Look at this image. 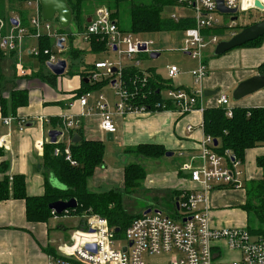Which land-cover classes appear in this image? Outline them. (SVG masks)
<instances>
[{
	"label": "crops",
	"instance_id": "crops-1",
	"mask_svg": "<svg viewBox=\"0 0 264 264\" xmlns=\"http://www.w3.org/2000/svg\"><path fill=\"white\" fill-rule=\"evenodd\" d=\"M261 2L264 4V0ZM240 3L242 9L244 8L242 12L257 9L255 0H241ZM175 5L178 6L177 3L171 6ZM101 6L104 5L98 7ZM166 9L163 11L164 17L171 18L172 14L184 17L191 14L190 10L183 8L186 10H183V13L172 12L165 15ZM33 13V9L28 6L25 0L23 3L8 2L3 11L4 15H2L3 21H5L2 28L3 33L9 32L22 22L30 27V17ZM262 13L260 20L264 19V12ZM93 15L86 13V21L89 22ZM116 20L118 21L117 18ZM229 20H232V15ZM250 24H238L233 32L237 33ZM59 27L61 29L60 24ZM51 28L43 29L41 37L44 35L50 37ZM213 30H221V32L216 33ZM212 32L220 36V41L232 37L224 25L212 29ZM41 37L25 35L18 42L19 45L16 50L10 51V53L5 51L6 59L2 61L1 72L4 80L0 85V178L6 176L12 182L14 176H23L28 196L44 195L48 185L54 188L63 187V183L46 163V146L53 143L49 131L52 129L62 131V134L57 137V141L65 143V148H70L71 143H78L73 142L74 135L78 133L81 140H97L105 144L103 164L97 167L94 174L88 179V189L97 193L116 189L121 192L124 207L125 167L130 163L122 157L125 154L131 155L126 150L141 144L161 145L166 152L173 151V155L170 156L165 153L168 160L172 161L171 158L174 155L179 156L182 160L179 167L170 171L151 172L145 180L144 187L137 189L136 192L140 190L151 193L154 198H157L156 194H159L158 197H161L162 194L168 195L171 201L176 204L173 208V214H171L174 216L178 208L177 197L180 191L199 190L202 186L191 179L190 172L184 170L182 165L183 162L192 163L195 166L201 164L198 156L200 154V141L205 136L203 112L192 111L183 114L177 108L164 104L161 109L124 115L115 114L117 132L105 131L101 126V114L95 110L90 111L88 108L94 104L97 94L103 93L104 87L91 91L88 107L82 106L78 99L81 95L79 92L84 89V80L87 78L82 74L86 72L85 69L91 70L94 64H86L83 70L72 74L70 70L73 68L67 62L64 74H54L47 66L48 61L43 65L39 62L38 57L29 54V49L36 47ZM64 38L66 41V37ZM95 40L100 42L96 38ZM64 42L63 47H60L62 49L65 48ZM54 43L55 41L53 42L54 46H52L53 51L61 56L63 50L60 51ZM215 48L216 46L212 47V51L204 57L208 73L196 88V90L203 91L219 89V92L214 95H204L203 104L205 108L220 106L218 98L221 93L233 95V90L241 81L261 73L259 68L264 63V36L255 45L235 47L221 55L214 54ZM91 49L92 41H90L89 49L91 52L96 54L110 52L107 49L102 52H94ZM79 50L82 56L85 51ZM21 68H25L27 74H21ZM88 81L90 80L88 79ZM97 81H92V83ZM109 85L111 84L109 83ZM13 90H25L28 94L27 103L14 106L11 98ZM113 91L115 92L114 89ZM229 99L233 107L261 108L264 107V88L239 100H234L233 96H229ZM110 101L114 103L113 98ZM5 117L14 118L10 125L4 123ZM69 119L79 120V126L67 128L65 123ZM21 123L24 124L23 129L20 128ZM188 125L193 126L190 131ZM79 130L82 131V135L78 132ZM71 132L74 133L73 136H71ZM107 142L111 145H107ZM106 153L109 156L118 153L119 158L113 159L116 162L118 160L119 165L116 162L112 165L106 161ZM262 155H264V145L247 149L245 159L241 162L243 187L232 188L217 185L208 191L209 217L212 226L247 227L248 216L243 208L247 201L245 184L263 177V169L257 164L258 156ZM161 166L160 164L159 167L161 168ZM60 218H64V215L58 217L52 215V218L50 217L48 220H29L26 199L9 197L0 201V264H49L51 255L64 258L63 252L67 249V244L72 241L73 232L85 228V219L83 217L79 220V228L73 230L71 238H69L67 230L70 228L66 225L69 223L70 219L68 218L70 217H67L68 220ZM83 220L84 226L82 225ZM229 253L233 254L232 257L239 255L238 252Z\"/></svg>",
	"mask_w": 264,
	"mask_h": 264
},
{
	"label": "built area",
	"instance_id": "built-area-1",
	"mask_svg": "<svg viewBox=\"0 0 264 264\" xmlns=\"http://www.w3.org/2000/svg\"><path fill=\"white\" fill-rule=\"evenodd\" d=\"M25 1L34 12L30 17V27H23L19 24L9 32L3 33L2 28L5 22L0 17V47L8 52L16 50L18 42L25 35L29 34L38 38L43 35V29L51 27L50 22L42 18L40 0ZM176 1L178 6L191 11L188 17L195 21V26L184 30L186 34L184 50L199 61V65L192 70V75L195 83L200 85L208 73L204 61L205 51L220 42V36L213 32L209 33L208 30L224 25L229 34L233 36L236 33L233 32L236 22L221 20L226 13L218 9L219 0ZM223 2L229 8L244 10L241 7V0H223ZM171 18L178 21L181 16L172 14ZM80 34L89 41L96 38L104 42L108 51H114L118 55V60L95 62L93 68L88 71L90 74L87 78L91 81L108 78L119 100L112 106L103 93H98L94 104L88 107L92 92L83 93L78 97L82 106L101 114V126L105 131L115 133L118 130L115 114L124 115L151 110L144 103L138 104L136 99L139 90L137 86L129 87L130 85L124 78V70L137 69L140 73L135 75L134 82L147 81L149 73L139 69L138 65L144 53L153 52L151 47L154 40L123 30L106 6L95 10ZM67 35L72 34L60 31L49 34L54 39L55 46H58L61 37ZM59 50L63 49L59 47ZM43 53L48 56V62L56 63L62 58L51 48L44 49ZM29 54L38 57L41 49L38 46L32 47L29 49ZM124 61L127 62L124 63ZM114 68L116 71L113 70ZM20 73L27 74V70L21 68ZM179 73L180 68L177 65H171L168 68L171 78ZM165 91L166 99H170L180 113L203 112L205 109L203 90L178 87L167 88ZM218 104L225 108L229 117L233 116L234 107L227 94L219 95ZM160 107H164V104L157 103L156 108ZM13 119V117H5L4 123L10 125ZM65 124L67 128H72L78 127L80 122L69 119ZM23 126L24 124L21 123L20 128L23 129ZM192 128V125H188L189 131ZM216 145L215 139L205 134L199 144L198 158L201 164L195 166L187 163L183 166L184 170L190 172L191 179L202 186L199 190L180 191L177 197L179 207L174 216L160 210L144 211L133 218L125 229L119 228L117 231V226H111L107 218L88 210L83 216L85 228L73 232L72 241L67 244V249L63 252L65 257L51 255L49 264H149L146 261L148 257L164 253L171 254L167 264H264V236L252 233L248 227H214L211 225L208 191L217 185L232 188L243 187L241 161L230 152H227L228 156L220 154L215 149ZM61 151L57 147L54 153L60 155ZM63 153L71 164H77L69 147H66ZM52 214L54 217L60 216L55 210H52ZM63 215H69V210H65ZM87 244H95L96 251L88 249ZM229 252H238L239 255L226 258Z\"/></svg>",
	"mask_w": 264,
	"mask_h": 264
},
{
	"label": "trees",
	"instance_id": "trees-1",
	"mask_svg": "<svg viewBox=\"0 0 264 264\" xmlns=\"http://www.w3.org/2000/svg\"><path fill=\"white\" fill-rule=\"evenodd\" d=\"M71 9H73V22L80 28L88 23L85 18V4L92 0H67ZM108 9L116 19L119 14V7L124 2L130 4V25L124 29L128 32H156L169 30H184L195 26V21L191 17H181L178 21L173 18L164 17L165 7L174 5L176 0H151L146 3L135 0H108ZM23 3L24 0H0V17L2 20L3 11L7 3ZM118 19V18H117ZM5 22V21H4ZM119 22V20H118ZM120 25V24H119ZM20 26L27 27L23 22ZM60 32H66L61 27ZM32 29V28H29ZM81 29V30H82ZM64 30V31H63ZM221 32V30H213ZM212 33V30L209 31ZM72 36V35H70ZM264 36V35H263ZM260 36L255 40L247 42L244 45H255L260 41ZM70 38H73L70 37ZM54 40L48 36H43L39 40L38 46L41 54L38 60L44 65L47 61V55L43 53L45 48H51ZM106 49L104 42H97L92 39V51L102 52ZM70 55L73 58L81 56L79 49H71ZM6 59L5 50L0 47V85L4 80L1 72L2 61ZM264 73V63L259 68ZM74 74L73 70H70ZM124 78L127 80L130 88L137 86L139 90L137 96L138 104H146L151 110H155L156 104H166L177 108L170 99L163 96L162 91L167 88H176L169 81L161 80L155 72H148L149 76L144 83L141 80L136 82V74L140 73L137 69L127 68L124 70ZM89 72L83 74L89 76ZM141 81V83H140ZM110 83V80L102 79L95 83L85 81L84 89L79 92L83 94L92 90H98ZM186 88V87H184ZM189 89V88H188ZM12 104L14 106L27 103L28 94L25 90H13L11 94ZM4 104V102H3ZM162 106V105H161ZM163 107H160L161 109ZM205 134L211 135L217 140L216 151L227 155L232 153L241 162L245 159L247 149L264 145V107L241 108L234 107L233 116L226 114L225 108L221 106L205 108L203 111ZM82 135V131H78ZM71 132V136H73ZM65 143L54 142L46 146L45 158L47 166L53 171L55 176L63 183L64 188H54L51 185L46 187V192L42 196H28L26 193V184L23 176L16 175L10 182L9 177L0 178V201L9 197L24 198L27 202V217L29 220H48L52 217V209L49 204L57 200H69L75 198L77 206L69 208V215H82L88 210L107 218L111 226H117L125 229L133 218L139 215L130 214L122 205L121 192L113 189L105 193H97L88 189V179L94 174L97 167L104 161L105 144L97 140H81L78 143H71V154L76 165L71 164L65 158L63 153ZM60 148L61 154L55 155V148ZM127 153H138L147 157L160 158L165 155L166 150L161 145L141 144L137 147L126 150ZM228 156V155H227ZM257 164L263 169V177L259 180H252L245 184L247 201L243 208L248 214L247 227L252 233L264 236V155L258 156ZM146 178L145 168L138 163H130L125 167L124 184L125 189L134 190ZM64 213V212H63ZM63 213L60 216H63ZM84 226V220L82 221Z\"/></svg>",
	"mask_w": 264,
	"mask_h": 264
},
{
	"label": "rangeland",
	"instance_id": "rangeland-1",
	"mask_svg": "<svg viewBox=\"0 0 264 264\" xmlns=\"http://www.w3.org/2000/svg\"><path fill=\"white\" fill-rule=\"evenodd\" d=\"M137 2H146L149 3L151 0H135ZM108 0H92L85 4V13L94 14L95 10L98 6L104 5L109 6ZM182 6H170L165 7L166 13L170 14L172 12L175 13H183L186 11L183 9ZM130 4L127 2H124L119 7V14H118V20L120 26H122L124 29L129 28L130 25ZM184 10V11H183ZM264 11L261 9H252L250 11L242 12L239 11L237 13L238 19L235 21L236 25L243 24V23H253L260 21L261 16L263 15ZM224 17V18H223ZM231 15L224 14L221 17V20H229ZM264 18V17H263ZM58 20L56 18L51 20V29L50 33H55L56 31L60 30ZM81 28L78 27L73 21L70 23L68 27L65 28L66 33H69L73 35V38H70V36H66V41L64 42L65 48L63 49V53L61 54V57L63 59H66L68 64L72 66L73 72H77L79 70H83L84 66L86 64H94L97 60H108V61H114L118 60V55L114 51L110 52H104V53H93L90 49V41L85 39L81 34L80 31ZM134 33V32H133ZM135 35L152 39L155 41V44L152 45L153 52H159L160 55L158 57H151V54L144 53L140 57V64L138 65V68L141 69L144 72H155V74L164 81L171 82L176 87H186L195 89L198 87L194 81V77L192 75V70L195 69L198 65V61L193 59L188 53L185 52L184 46H185V39L186 34L183 30H176V31H156V32H137L134 33ZM38 46V45H36ZM71 49H81L85 51L81 57L73 58L70 55ZM158 49V50H157ZM58 50V49H56ZM210 51H212V47L208 48L205 52V55ZM138 57V56H137ZM28 60V58H27ZM33 60V59H32ZM127 61H124V63ZM171 65H177L180 68V73L174 77L171 78L168 74V68ZM85 71L87 72L88 69ZM85 72V73H86ZM84 74V72H83ZM82 74V75H83ZM102 80V78H100ZM103 93L105 97L108 99L109 102L113 98L114 103L111 105H114L118 100L119 96L116 95V92L113 91V87L111 85H106L104 87ZM163 96L166 97V91H162ZM229 96L232 97V94L229 93ZM234 101V100H233ZM62 136V135H61ZM107 145H111L107 142ZM108 152V151H107ZM119 158L118 153L116 154H109L106 153L105 159L110 164L113 165L116 161L114 159ZM126 162L132 163L137 162L140 163L146 170V178L134 189V190H126V192H123V202H124V208L132 215L137 213H142L145 210H147L149 207L153 210H160L164 212L165 214H173V208H175L176 204L173 203L166 194H162L161 197L156 194L157 198H154L153 194L141 192L140 190L136 192L137 189H140L144 187L145 180L147 179L148 175L152 172L157 171H170L174 170L179 167L181 163V159L178 155H174L171 159H167L168 157L162 156L161 158H153V157H145L142 155H139L138 153H132L131 155L125 154L124 157H122ZM114 160V162H113ZM119 161L117 160L116 164L119 165ZM160 164L162 165L161 168L159 167ZM187 163L183 162V166H185ZM172 198V197H171ZM86 212H84L82 215H71V216H64L65 219L69 220V223H67L66 227H69L70 229L67 230L69 238H71L72 231L76 228H79V220L85 216ZM248 216V214H247ZM67 217H70L67 219ZM52 218V217H51ZM233 254L227 253L226 258H231ZM171 258V254H161V255H154L151 257H148L146 261L149 264H167L169 259Z\"/></svg>",
	"mask_w": 264,
	"mask_h": 264
},
{
	"label": "water",
	"instance_id": "water-1",
	"mask_svg": "<svg viewBox=\"0 0 264 264\" xmlns=\"http://www.w3.org/2000/svg\"><path fill=\"white\" fill-rule=\"evenodd\" d=\"M41 4V14L44 20H52L55 17L57 18L61 27L66 28L70 25L73 20V10L68 4L67 0H40ZM255 6L261 10H264V4L261 0H255ZM218 9L226 14L232 15V20L236 21L238 19L237 13L240 11L238 8H229L227 7L223 0L218 1ZM16 24L17 22L14 21ZM264 35V19L254 22L246 27H244L241 31L235 33L231 38L220 41L215 48L214 54L221 55L230 49L235 47L242 46L247 42L255 40L256 38ZM65 38L62 37L58 41V46L63 47V42ZM159 52H152L151 57H158ZM47 66L52 70V72L56 75H62L66 71L67 60L66 59H58L56 63L47 62ZM116 71V69H113ZM88 81V78L85 79ZM261 88H264V73H259L253 75L243 81H241L237 87L233 90V99L239 100L242 97L251 94ZM219 92V89H207L204 91L205 96H211ZM62 134V131L57 129H52L49 131V136L51 138V142H56L57 137ZM81 140V136L76 133L73 137V142H79ZM217 140H215V144H217ZM166 155H173V151L166 152ZM61 188H64L61 187ZM77 200L75 198H71L69 200H57L49 204V208L55 210L57 213L61 214L65 210L69 208H75L77 206ZM177 207H179V203L177 202ZM152 209L149 208L145 212H150ZM119 231V227L116 228ZM86 247L93 251H96L95 244H87ZM126 250V248L124 249Z\"/></svg>",
	"mask_w": 264,
	"mask_h": 264
},
{
	"label": "bare ground",
	"instance_id": "bare-ground-1",
	"mask_svg": "<svg viewBox=\"0 0 264 264\" xmlns=\"http://www.w3.org/2000/svg\"><path fill=\"white\" fill-rule=\"evenodd\" d=\"M72 10H73V9H72ZM73 13H74V12H73ZM73 16H74V15H73ZM49 22H50V21H49ZM63 29H64V28H63ZM81 29H82V28H81ZM61 30H62V28H61ZM64 30H65V29H64ZM64 30H63V31H64ZM59 31H60V30H59ZM80 31H81V30H80ZM61 33H62V32H61ZM63 33H64V32H63ZM69 33H70V32H69ZM44 36H45V35H44ZM67 36H68V35H67ZM72 36H73V35H72ZM72 36H70V37H72ZM39 40H40V39H39ZM54 44H55V43H54ZM53 46H54V45H53ZM38 47H40V46H38ZM45 49H46V48H45ZM53 49H54V48H53ZM5 51H6V50H5ZM13 51H14V50H13ZM13 51H12V52H13ZM54 52H55V51H54ZM9 53H10V52H9ZM32 56L34 57V55H32Z\"/></svg>",
	"mask_w": 264,
	"mask_h": 264
}]
</instances>
